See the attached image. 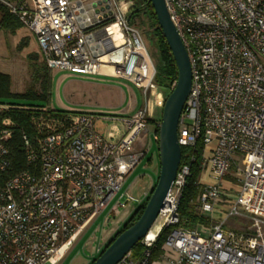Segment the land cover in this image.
Listing matches in <instances>:
<instances>
[{"label":"built area","instance_id":"2783aa9c","mask_svg":"<svg viewBox=\"0 0 264 264\" xmlns=\"http://www.w3.org/2000/svg\"><path fill=\"white\" fill-rule=\"evenodd\" d=\"M164 2L191 71L177 143L203 145L197 212L212 213L228 176L238 190L227 199L222 220L207 228L183 227L179 206L195 160L190 155L157 215L154 238L146 235L139 242V259L129 253L118 264H264V0ZM0 4L33 34L50 71L121 79L145 97L154 64L117 0ZM148 131L146 103L134 115L0 103V264L62 260L82 230L117 198L146 153L133 146ZM15 137L23 157L19 169ZM153 137L157 141V134ZM227 218L244 220L245 230L225 229ZM162 229L167 234L155 263Z\"/></svg>","mask_w":264,"mask_h":264},{"label":"rangeland","instance_id":"374dc122","mask_svg":"<svg viewBox=\"0 0 264 264\" xmlns=\"http://www.w3.org/2000/svg\"><path fill=\"white\" fill-rule=\"evenodd\" d=\"M117 5L126 17L130 14L131 8L139 10L128 23L139 31L153 64L157 65L158 51L152 29L149 27L147 11L142 9L144 0H117ZM24 38L26 46L18 49V45ZM43 65L44 61L35 38L27 29L21 28L14 34L0 32V73L10 76L12 92L24 93L31 89L40 92V83L36 82L35 73L41 72ZM49 74V98L44 103L55 111L123 114L120 112L121 106L110 107L116 101L115 98H111L112 88L118 87L125 92L127 98L125 106L132 98L134 101V103L132 101V105L136 103L138 108L146 103L149 120L153 121L159 118L165 100V94L154 81L144 97L143 90L121 79L78 75L58 69L51 70ZM110 94L111 96H109ZM123 115L128 114L124 113ZM133 150L134 152H148L132 172L125 177L117 198L82 230L69 246L65 257L56 264H87L95 256L96 248L101 247L107 241L113 231L132 213L144 194L156 184L159 175L158 151L151 127L147 134L139 136ZM120 195H123V198L120 199L124 203L123 206L117 202ZM127 196H130L132 201H126ZM232 220L236 221L238 225L246 227L244 220L238 221L233 218ZM234 226L227 225L226 229ZM158 229L159 222L157 220L151 230L155 232ZM198 229L201 228L198 227Z\"/></svg>","mask_w":264,"mask_h":264},{"label":"trees","instance_id":"16d2710c","mask_svg":"<svg viewBox=\"0 0 264 264\" xmlns=\"http://www.w3.org/2000/svg\"><path fill=\"white\" fill-rule=\"evenodd\" d=\"M142 9H146L148 16L149 27L152 29L153 38L155 41V46L158 51V64H154L155 75L153 81L156 85L162 89L165 94V98L171 92L176 80H177V68L171 52L166 44L165 39L162 36L161 30L158 27L156 17L154 15L153 9L147 0H144V5ZM139 10L136 8L130 9V14L128 15L129 20L138 13ZM22 25L20 22L9 14L7 10L0 4V32L5 31L14 34L20 30ZM26 46V39L24 38L18 45V49H22ZM41 72L35 73L36 82L40 83V92L34 90H28L24 93H14L11 90L12 82L9 75L0 73V103L22 105V106H43L49 98L50 91V70L46 68L45 64L42 66ZM44 103V104H43ZM19 116H26L25 114ZM160 116L156 120L150 121L154 128V133H158V128L160 124ZM157 144V141L155 140ZM19 140L15 137L13 141V158L15 160V169L21 168L23 162V157L21 150L19 149ZM203 149L202 141L198 140L194 147H181V161L180 164L186 163L188 157L193 155L195 160L190 164L191 173L187 180L186 186L183 190V195L180 200L179 206V217L181 225L186 229L193 230L199 224H208L209 220L204 215L197 212L198 197L202 192V186L197 183V179L200 173V161H201V151ZM188 163V162H187ZM14 169V170H15ZM154 186L148 191L146 197L139 202L133 209L132 213L124 220L121 226L107 239V241L102 245L100 251L91 258L87 264H91L103 251L104 249L126 228L132 225L138 217L141 215L147 200L153 190ZM167 230L162 229L159 232L156 241V251L154 252V257L161 253L160 247L162 246ZM142 252V246L140 243L136 244L131 252L130 257L134 260L139 259Z\"/></svg>","mask_w":264,"mask_h":264},{"label":"water","instance_id":"95a60500","mask_svg":"<svg viewBox=\"0 0 264 264\" xmlns=\"http://www.w3.org/2000/svg\"><path fill=\"white\" fill-rule=\"evenodd\" d=\"M177 68V80L163 101L157 133L159 175L138 219L121 232L91 264H118L152 228L175 180L181 161L177 143L178 123L191 87V71L186 50L170 20L164 0H147ZM106 8H108L106 6Z\"/></svg>","mask_w":264,"mask_h":264},{"label":"crops","instance_id":"0c3cea01","mask_svg":"<svg viewBox=\"0 0 264 264\" xmlns=\"http://www.w3.org/2000/svg\"><path fill=\"white\" fill-rule=\"evenodd\" d=\"M102 77H104V76H102ZM107 78H111V77H107ZM113 79H116V78H113ZM112 89H113L112 92H111L112 96H111V94L109 96H111V98H115L116 101H115L114 105H111L110 107L111 108H118L119 106H121V109H120L121 113H123V114L126 113L128 115H134L138 111V109L140 107L138 108V105L136 103L134 105H132L134 103L133 98L130 100V102L127 104V106H125V104L127 102V98H126L125 92L123 90H121V88H118V87H114ZM132 101H133V103H132ZM123 114H121V115H123ZM149 127L152 128V132H153V134H155L153 125L151 123L149 124ZM145 152L146 153H145L144 157L146 156L148 151H145ZM237 190H238V188H237V184H236L235 179H233L232 177L228 176L226 178L225 182H224L223 195L218 200L217 205L215 206L214 210L212 211L211 214L204 215L205 217L208 218L209 223L208 224H199L195 228H198V227L207 228L208 226H210L211 223L216 222L218 220H222L225 217V214H226V211H227V203H226V201H227L228 198L231 199V197H235ZM229 196H231V197H229ZM233 219H236V218H233ZM237 220L238 221H243V220L238 219V218H237ZM121 224L114 231H116L121 226ZM234 224H237V222L233 221L232 218H227V219H225L224 228L226 229L227 225H233L234 226ZM230 229L242 231L245 228L243 226H240V225L237 224L236 226H234V227H232ZM114 231H113V233H114ZM98 247H100V246H98ZM160 250H161V247H160ZM162 252L163 251H161V253L156 255L155 257H154V254H153V259H152L153 262H155V263L159 262V258L161 256Z\"/></svg>","mask_w":264,"mask_h":264},{"label":"bare ground","instance_id":"6f19581e","mask_svg":"<svg viewBox=\"0 0 264 264\" xmlns=\"http://www.w3.org/2000/svg\"><path fill=\"white\" fill-rule=\"evenodd\" d=\"M157 231H158V230H157ZM157 231L154 232V231H152V230L150 229V231H149L148 234H147L148 239H153Z\"/></svg>","mask_w":264,"mask_h":264}]
</instances>
